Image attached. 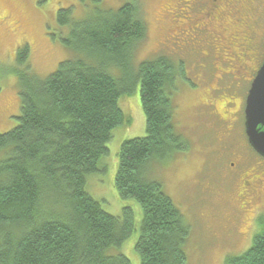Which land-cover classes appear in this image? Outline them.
Wrapping results in <instances>:
<instances>
[{"label":"trees","instance_id":"trees-1","mask_svg":"<svg viewBox=\"0 0 264 264\" xmlns=\"http://www.w3.org/2000/svg\"><path fill=\"white\" fill-rule=\"evenodd\" d=\"M98 12L75 20L69 8L57 10L59 24L71 27L87 54L60 61L44 78L28 71L27 44L16 51L21 112L18 123L0 133V264H130L110 249L131 235L132 208L112 215L85 185L87 175L106 172L100 160L109 152L112 130L123 123L118 98L134 80L145 134L121 143L114 186L121 199L141 209L134 246L139 264L187 262L190 225L161 183L146 175L151 161L160 164L187 148L172 122L176 60L167 55L143 60L131 82L129 75L114 77L109 60L132 55L146 24L138 3ZM262 224L251 245L227 256L226 264H264Z\"/></svg>","mask_w":264,"mask_h":264},{"label":"rangeland","instance_id":"rangeland-1","mask_svg":"<svg viewBox=\"0 0 264 264\" xmlns=\"http://www.w3.org/2000/svg\"><path fill=\"white\" fill-rule=\"evenodd\" d=\"M126 2L138 3L146 35L134 45L132 55L118 56V62L109 60L108 71L121 79L129 75L131 82L141 61L160 55L175 59L178 75L171 96L172 122L187 142L186 150L160 164L151 161L146 175L161 183L190 225L184 244L186 264H226V257L243 253L262 228L264 200L243 206L238 176L243 171L254 174L256 163L264 168V158L248 145L243 129L242 104L250 84L240 78L232 61L234 54H240L236 41L226 42L232 23L220 19L217 11L210 13L213 18L208 16L210 0H0V133L12 129L21 112L16 51L27 44L28 71L44 78L60 61L87 54L71 27L57 21L59 8H69L72 19L83 20ZM214 29L222 31L221 42L209 35L215 34ZM90 54L96 56L94 51ZM129 88L118 98L123 123L112 130L109 152L100 160L106 172L87 175L85 190L112 215L120 216L124 206L132 208L134 229L110 252L139 264L134 246L141 209L136 201L121 199L114 186L121 143L145 134L138 81ZM229 117L232 132L224 124Z\"/></svg>","mask_w":264,"mask_h":264},{"label":"flooded vegetation","instance_id":"flooded-vegetation-1","mask_svg":"<svg viewBox=\"0 0 264 264\" xmlns=\"http://www.w3.org/2000/svg\"><path fill=\"white\" fill-rule=\"evenodd\" d=\"M210 2L213 5L209 8V17L213 18L210 13L217 11L220 19L225 17L226 20L229 19L232 23L231 29L233 31L226 42L232 45L236 41L235 45H237L240 54H234L232 61L234 63L236 61V71L240 72V78L250 84L256 71L264 61V0H210ZM222 4H224V8H220ZM198 30H200V27H198ZM213 32L215 36L212 33H209V35L221 42L222 31L214 29ZM242 108L244 110V103ZM230 118L228 122L224 120V124L229 125V128L226 127L227 131H231ZM226 130H224L225 133H227ZM240 158L245 163V157L243 158L241 155ZM246 166L241 167L239 172ZM253 170L255 171L254 174H247L243 171L238 176L240 181L238 195L243 206L254 200H264V168L256 163ZM258 212L259 210H257Z\"/></svg>","mask_w":264,"mask_h":264},{"label":"water","instance_id":"water-1","mask_svg":"<svg viewBox=\"0 0 264 264\" xmlns=\"http://www.w3.org/2000/svg\"><path fill=\"white\" fill-rule=\"evenodd\" d=\"M244 132L249 145L264 158V61L256 71L245 98Z\"/></svg>","mask_w":264,"mask_h":264}]
</instances>
